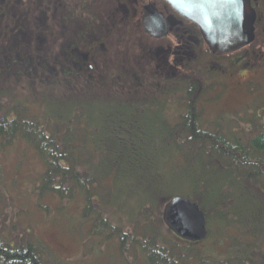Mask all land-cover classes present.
<instances>
[{
    "label": "rangeland",
    "instance_id": "obj_1",
    "mask_svg": "<svg viewBox=\"0 0 264 264\" xmlns=\"http://www.w3.org/2000/svg\"><path fill=\"white\" fill-rule=\"evenodd\" d=\"M119 1L64 0V17L68 22L64 24L65 30L56 28L53 33L66 32L64 40L67 43L74 30L80 31V27L89 23L87 27L92 28L91 16L97 18L98 15L96 33L99 37V33L102 34L106 45L92 50L94 58L88 62L91 74L87 77L76 70L75 75L78 76L64 79V67L55 65L50 68L52 74L41 73L29 64L19 66L17 78L6 75L2 79L9 82L4 86L11 88L12 103L27 104L30 114L62 142L67 135L66 129L75 126L77 136L68 138L70 146L78 145L77 141L86 136L85 146L90 153H86L85 158L96 162L98 172L104 177L111 176L107 178L106 185L115 183L120 187L114 191L115 196L125 193L120 194L124 207L115 199L109 204L105 202L106 207L102 209L116 224L124 222L120 225L124 229H134V223L127 222L130 204L139 218L144 220L147 216V209H139L140 193L159 195L152 204L158 225L164 220L165 206L171 198L181 196L196 202L195 192L200 188L214 205L216 199H222L223 191V194L229 193L228 197L234 201L231 208L242 220L222 222L217 212L206 205L208 236L205 240L193 243L181 239L163 221L158 227L165 240L170 245L180 244L183 249H188L187 262L191 264H217L232 257L236 262V256L243 255L247 245L255 247L253 252L256 254L264 253L262 185L256 182L247 185L240 179L236 180L219 160L208 163L205 156L190 158L196 149L180 153L172 142H166L168 131L164 121L179 122L184 109L183 101H179V97L175 99L171 90L167 91L169 94H163L161 82L156 84L158 88L144 90L140 95L122 78L118 82L108 78L118 76L122 66L133 67L140 77L147 76L141 77L139 86H143L148 75L160 80L169 79L171 75L181 76V69L189 61L196 68L194 70H200L204 82L214 87L210 93H205L200 104L202 127L249 139L257 124L264 121V1L261 2L262 18L255 42L221 59L214 56L201 59L200 53L204 49L209 50L201 33L188 21L175 18L167 3L156 5L171 18L170 33L164 38L154 39L142 26L141 6L145 5L144 0H125L132 8V14L126 15ZM76 14L80 17L72 21ZM41 17L40 13L36 14L39 21ZM44 37L42 40L47 41L50 34ZM42 40L38 50H43ZM76 45L79 47L78 43ZM77 47L74 44L71 49ZM97 47L93 44L91 49ZM62 48L44 49L46 54L42 55L51 64L54 54L56 61L61 59ZM81 53L84 56L85 52ZM0 59L3 62V57ZM168 101L166 109L164 104ZM71 113H78L81 118ZM121 124L123 126L120 127L126 130L121 137L123 140L115 134L117 125ZM134 146L138 152L133 154ZM214 162L219 167L214 166ZM43 172L42 159L26 141L19 139L0 150V216L3 215L10 224L20 223V227L32 225L52 250L51 264H149L142 254L134 258L123 256L117 240L106 241L90 233L91 225L82 217V196L65 201L52 195L41 197L37 186ZM114 175L118 182L117 177L113 182ZM127 190L135 193H127ZM228 206L224 204L219 208L228 210ZM137 220L140 219L134 221L140 222ZM252 225L257 228L250 229Z\"/></svg>",
    "mask_w": 264,
    "mask_h": 264
},
{
    "label": "trees",
    "instance_id": "obj_2",
    "mask_svg": "<svg viewBox=\"0 0 264 264\" xmlns=\"http://www.w3.org/2000/svg\"><path fill=\"white\" fill-rule=\"evenodd\" d=\"M37 13L42 15L40 21L36 18ZM74 17L71 18L72 21H77L80 16L76 14ZM96 17L98 18V15ZM97 18L91 16L93 28L97 27L94 24L97 23ZM56 28L64 29V0H0V56L3 57V62L0 59V150L8 148L19 139L29 143L36 150L44 164V172L37 186L38 194L41 197L46 195L56 196L64 201L73 200L77 195L82 196L84 200L82 217L85 222L91 225L90 233L106 241L117 240L123 256L131 255L134 258L137 257V254H142L149 264H191L187 262L188 249H183L180 244L170 245L165 240L160 231L161 229L158 227L164 220H161L158 225L155 223L156 219H154L152 204L155 203V199L159 195L140 193L139 209H147L148 212L144 220L139 218L138 214H134L136 210L130 204L131 207L127 210L129 213L127 222H133L134 229H124L120 226L124 222L120 225L116 224L112 217L107 216L102 209L106 207L105 202L109 204L110 201L117 199L119 201L116 202L121 203L120 194L125 193L120 192L115 196L114 191L120 189V187L115 183L113 184L116 188L113 184L111 186L106 185L107 178L111 176L106 175L104 177L103 173L98 172L96 162L93 161L92 163L91 160L88 161L89 159L85 158L86 153H90L88 147L85 146L86 136L82 137L81 140L77 139L78 145L72 144L73 146H70L68 144L70 141L67 140L70 136H77L75 126L66 129L67 135L65 141L62 142L57 136L50 133L39 119L30 114L27 104L22 102L12 103L11 88L4 86L9 82L2 79L6 75L7 77L17 78L20 75L17 71L19 66L29 64L35 66L37 71L41 73L46 71L51 74L53 70L50 68L53 65L56 67L61 66L62 69L64 67V79H73L74 76H78V74L75 75L76 70H80V75L85 74V77L91 74L89 68L80 69L76 67L79 51L88 49L86 42L91 43L93 38L99 36L96 31L90 34L95 37L87 39L83 38L81 30H74V34L72 33L71 38L68 37L69 42L66 43L64 40L66 32L54 34L53 31ZM47 34H50V38L47 37L48 40L45 41L44 36ZM99 34L102 42L105 41L102 34ZM42 36L44 37L43 40ZM41 40L43 50H38ZM76 43L79 44V47ZM186 43L188 44L187 41ZM74 44L77 49L72 50L71 46ZM57 46L63 47L60 54L61 59L56 61L54 54L51 57L52 62L49 64L47 57L42 55L43 53L46 54L44 49L51 51L52 48ZM208 56H214L208 49H204L200 53L201 59ZM185 63L186 65L181 69L183 73L180 74L181 76H177L178 74L171 75L169 79L161 78L162 80H160L158 78L152 79L148 75L147 83L143 86L139 85L142 83L141 77L144 76L140 77L133 67L122 66L121 69L119 68L118 76L108 78L117 82L119 78H122L132 87L133 91H138L140 95H143L142 91L144 90L158 88L156 84L161 82L164 88L162 90L163 94H169L167 91L171 90L175 99L179 97V101H183L181 103L184 109L179 122L164 121V124H166L164 127L168 131L166 142L168 140L172 142L180 153L196 149L197 152L192 153L190 158L192 156H205L208 163L217 159L220 161L217 162L222 163L221 166L230 171L236 180L240 179L247 185L249 182L260 183L264 188V121L257 124L249 139L237 134L227 135L221 131H209L202 127L200 104L205 93H210L214 87L204 82L200 70L199 72L194 70L196 68H193L192 63L189 61ZM35 67H33V70L37 72L34 69ZM16 72L18 73L16 74ZM90 82L93 81L90 79ZM169 103L168 101L164 104L166 109ZM71 114L75 116L78 113ZM78 115L81 118V115ZM64 118H67V116L64 115ZM64 120L66 121V119ZM117 126L119 127H116L115 134L119 136L120 140H123L121 137H124L126 130L120 127L123 124ZM84 131L87 130L84 129ZM184 147L188 149L184 150ZM132 152L133 154L138 152L135 146ZM217 162H214V166L219 167ZM210 165L213 166V164ZM114 177L113 182L117 176L114 175ZM244 178H246V181H244ZM128 190H131V188H128ZM128 190L127 193H135L134 190ZM230 190H232V187ZM195 194L196 202L205 211L207 217L206 205L211 206V210L217 212V217L222 222L242 220L241 216L234 214L231 208L234 201L228 197L229 193L226 195L222 191V199H216L214 205L207 197L208 195H205L200 188L196 190ZM224 204L226 206L229 204L228 210L219 208ZM120 206L124 207V202ZM136 218L140 219L137 220L140 222L134 221ZM8 222L9 220L3 215L0 216V264H51L52 250L37 234L32 225L20 227V223L10 224ZM246 224H248L247 221ZM249 228L253 230L257 226L252 225ZM249 234L247 233V235ZM254 248L247 245L246 252L243 255L236 256V262L233 261L232 257L227 260H220L221 262L217 264H264V253L256 254V252H253Z\"/></svg>",
    "mask_w": 264,
    "mask_h": 264
},
{
    "label": "water",
    "instance_id": "obj_3",
    "mask_svg": "<svg viewBox=\"0 0 264 264\" xmlns=\"http://www.w3.org/2000/svg\"><path fill=\"white\" fill-rule=\"evenodd\" d=\"M179 15L198 25L210 51L225 56L256 40L257 13L251 0H165ZM142 26L154 39L169 35L170 22L153 4L143 9ZM165 224L181 239L197 243L208 236L207 214L197 202L173 197L165 206Z\"/></svg>",
    "mask_w": 264,
    "mask_h": 264
},
{
    "label": "flooded vegetation",
    "instance_id": "obj_4",
    "mask_svg": "<svg viewBox=\"0 0 264 264\" xmlns=\"http://www.w3.org/2000/svg\"><path fill=\"white\" fill-rule=\"evenodd\" d=\"M150 1H152V2H150ZM264 0H251V2H252V7L255 9V11H256V13H257V21H256V23H255V28H256V31H255V33H256V39H257V36H258V32H259V28H260V21H261V18H262V8H261V2H263ZM161 2H163L164 4L165 3H167L165 0H144V3H145V5H143V6H141V7H143V9H144V7L146 6V5H148V4H155L154 6L161 12V13H163L165 16H166V14L160 9V7H158L156 4H158V3H161ZM119 3H121V5H122V7L124 8V10H125V15H126V13H129V14H132V8L129 6L130 4L128 3V2H126L125 0H120L119 1ZM168 4V3H167ZM169 5V4H168ZM170 6V5H169ZM171 7V6H170ZM172 8V7H171ZM174 16H175V18H179V19H181V20H179V21H188V23H190L191 24V26H193L194 28H196L197 29V31L198 32H200V29H199V27H198V25L196 24V23H194V22H191V21H189V20H187V19H185L184 17H182L181 15H179L176 11H174V9H173V13H172ZM143 17V16H142ZM167 17V16H166ZM168 18V20H169V22H170V25H172V21L170 20L171 18H169V17H167ZM68 22V20L64 17V24H65V22ZM94 24H96V23H94ZM94 26L92 25V28H90V27H80L81 29V35L83 36V38H91L92 37V35H90L91 34V32H89L90 30H94V32L97 30V27L96 28H93ZM170 30H171V28H170ZM201 33V32H200ZM201 37L203 38V36H202V34H201ZM102 38L101 37H96V38H93L92 39V41H91V43H89V42H86V44H87V48L88 49H82L81 50V52H85L84 53V56H82V53L80 54V51H79V55H78V60H77V67L78 68H80V69H84L85 67H87L88 68V65H89V61L90 60H92V58H94V55L92 56V54H93V51L95 50H98V49H101V48H103L105 45H106V40L105 41H103L102 42V40H101ZM100 42V43H99ZM93 44H97L98 45V47L96 48V49H91V47H93ZM187 46V45H186ZM93 50V51H92ZM210 51V50H209ZM211 52V51H210ZM211 54H213L212 52H211ZM214 56H216V57H219V58H223V57H225V56H227V55H225V56H219V55H215V54H213ZM92 56V57H91ZM84 60H83V59ZM91 68H93L92 66H90Z\"/></svg>",
    "mask_w": 264,
    "mask_h": 264
}]
</instances>
